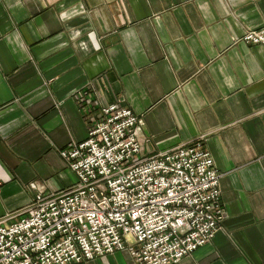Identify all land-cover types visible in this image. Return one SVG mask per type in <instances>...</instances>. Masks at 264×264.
Returning a JSON list of instances; mask_svg holds the SVG:
<instances>
[{
    "label": "crops",
    "instance_id": "obj_1",
    "mask_svg": "<svg viewBox=\"0 0 264 264\" xmlns=\"http://www.w3.org/2000/svg\"><path fill=\"white\" fill-rule=\"evenodd\" d=\"M263 28L264 0H0V219L75 186L61 152L122 104L144 157L203 140L220 175L226 217L179 264H264V47L240 42Z\"/></svg>",
    "mask_w": 264,
    "mask_h": 264
},
{
    "label": "built area",
    "instance_id": "obj_2",
    "mask_svg": "<svg viewBox=\"0 0 264 264\" xmlns=\"http://www.w3.org/2000/svg\"><path fill=\"white\" fill-rule=\"evenodd\" d=\"M240 42L264 47V28ZM142 125L122 104L103 108L86 141L61 152L76 185L0 219V264H90L118 251L179 264L212 241L226 214L205 141L147 158Z\"/></svg>",
    "mask_w": 264,
    "mask_h": 264
},
{
    "label": "rangeland",
    "instance_id": "obj_3",
    "mask_svg": "<svg viewBox=\"0 0 264 264\" xmlns=\"http://www.w3.org/2000/svg\"><path fill=\"white\" fill-rule=\"evenodd\" d=\"M141 132H142V130H141ZM39 194H40V193H39ZM37 195H38V194H37ZM37 195H36V196H37ZM12 216H13V215H12ZM10 217H11V216H10ZM5 218H7V217H5Z\"/></svg>",
    "mask_w": 264,
    "mask_h": 264
}]
</instances>
